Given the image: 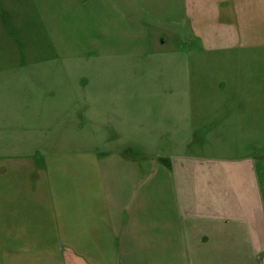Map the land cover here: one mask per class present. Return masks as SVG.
<instances>
[{
  "label": "crops",
  "instance_id": "crops-1",
  "mask_svg": "<svg viewBox=\"0 0 264 264\" xmlns=\"http://www.w3.org/2000/svg\"><path fill=\"white\" fill-rule=\"evenodd\" d=\"M173 13L188 23L191 58L238 47L242 60L264 61V0H0V72H19L22 53L35 59L39 43L49 54L57 43L67 50L74 34L111 64L148 43L181 48ZM234 77L215 102L160 106L161 150L122 129L109 147L0 159V264H264V153L165 146L208 141L218 129L239 139L259 132L264 72ZM96 109L88 102L90 124H101Z\"/></svg>",
  "mask_w": 264,
  "mask_h": 264
},
{
  "label": "rangeland",
  "instance_id": "rangeland-1",
  "mask_svg": "<svg viewBox=\"0 0 264 264\" xmlns=\"http://www.w3.org/2000/svg\"><path fill=\"white\" fill-rule=\"evenodd\" d=\"M181 16L183 13L171 14L174 19ZM174 28L183 36L181 48L172 40L163 47L148 43L130 62H112L114 66L108 58L97 61L95 55L102 56L90 53L91 45L75 37L77 34L71 35L67 50L57 43L49 54L39 43L35 59L22 53L19 72H14L13 64H7L6 72H0V159L35 152L36 148L43 152L109 147L117 145L113 137L122 129L127 132L123 138H150V148L161 150L157 123L166 110L160 106L172 101L186 105L191 99L215 102L222 88L231 89L237 84L235 72H264V61L244 56L242 60L243 50L238 47L229 51L212 48L205 57L191 58L184 45L188 23L181 19ZM179 50L181 53H176ZM83 78L89 79L91 97L86 99L81 89ZM197 92L204 97L197 96ZM88 102L97 106L94 113L98 114L93 115L101 124L88 123ZM13 103L20 109L11 108ZM182 108L188 114L189 110ZM105 113L112 114V118ZM258 127L259 132L243 134L244 139L218 129L208 141L196 140L192 146L182 141L176 148L168 143L165 146L224 156L264 153V125Z\"/></svg>",
  "mask_w": 264,
  "mask_h": 264
}]
</instances>
